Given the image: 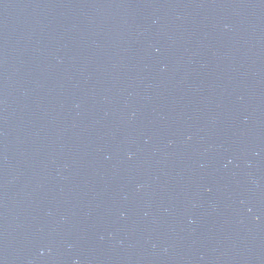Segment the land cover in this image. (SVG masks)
<instances>
[{
    "label": "water",
    "instance_id": "1",
    "mask_svg": "<svg viewBox=\"0 0 264 264\" xmlns=\"http://www.w3.org/2000/svg\"><path fill=\"white\" fill-rule=\"evenodd\" d=\"M0 264H264V0H0Z\"/></svg>",
    "mask_w": 264,
    "mask_h": 264
}]
</instances>
